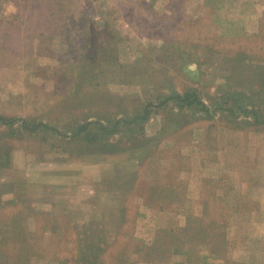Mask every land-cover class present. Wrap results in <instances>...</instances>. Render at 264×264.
<instances>
[{"label": "rangeland", "instance_id": "1", "mask_svg": "<svg viewBox=\"0 0 264 264\" xmlns=\"http://www.w3.org/2000/svg\"><path fill=\"white\" fill-rule=\"evenodd\" d=\"M0 264H264V0H0Z\"/></svg>", "mask_w": 264, "mask_h": 264}, {"label": "trees", "instance_id": "2", "mask_svg": "<svg viewBox=\"0 0 264 264\" xmlns=\"http://www.w3.org/2000/svg\"><path fill=\"white\" fill-rule=\"evenodd\" d=\"M196 92H185L183 95H176V99L180 100L182 102H188V103H192V102H198L199 104H201L204 107V102H202L196 95ZM191 96H194V100H192V98H190Z\"/></svg>", "mask_w": 264, "mask_h": 264}]
</instances>
